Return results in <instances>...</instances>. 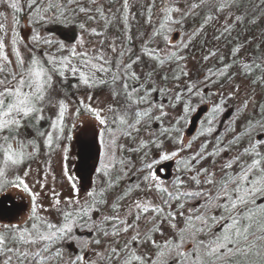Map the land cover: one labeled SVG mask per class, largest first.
Segmentation results:
<instances>
[{"label": "snow or ice", "instance_id": "6c2138e0", "mask_svg": "<svg viewBox=\"0 0 264 264\" xmlns=\"http://www.w3.org/2000/svg\"><path fill=\"white\" fill-rule=\"evenodd\" d=\"M242 3L144 0L147 28L134 37L130 0H0L25 13L32 31L24 38L14 16L6 39L0 23V192L29 200L23 225L0 227V264H264V204L256 201L264 193V139L249 131L264 129V104L252 94L264 89V50L247 52L245 41L229 49L227 60L217 46L196 62L215 58L220 67L195 79L189 69L196 60L190 50L208 27L218 25L213 40L231 43L246 21ZM242 81L250 93L237 106V120L250 104L259 119L248 117L243 133L232 121L218 135L219 116L239 97ZM97 91H106L105 99ZM153 93L162 99H150ZM205 105L197 135L186 139L185 126ZM74 139L99 145L96 186L83 197L68 163ZM166 161L176 166L170 182L158 175ZM78 229L90 238L78 237ZM66 245H75L74 255Z\"/></svg>", "mask_w": 264, "mask_h": 264}, {"label": "rangeland", "instance_id": "374dc122", "mask_svg": "<svg viewBox=\"0 0 264 264\" xmlns=\"http://www.w3.org/2000/svg\"><path fill=\"white\" fill-rule=\"evenodd\" d=\"M130 2L134 5L133 12H135L137 14V18L140 15L141 18H143L145 20L146 13H145V15H141V12H143L144 10L140 8V4L144 3V0H130ZM118 4L119 3L114 4L113 8L115 9V7ZM0 13L3 14V15H0V23H4L7 30H8V37L6 39H10L11 38V30L15 26L14 19H13V17L15 16V13L12 9L8 8L4 4H0ZM18 17H19V15H18ZM18 17H16V18L18 19ZM134 22L135 21H132V24ZM220 22L222 23L223 21L221 20ZM217 26L218 25L210 26L209 29L207 30V32L209 34L211 33L213 35L214 28ZM16 30L24 38L30 40L31 29H30V27H28L27 21H25L24 24H22L20 22L19 26L16 27ZM113 31H115V30H113ZM178 35L179 34H175V33L172 35L173 42H176V40L178 39ZM255 37L259 38L258 33H256V35H253L252 38H255ZM153 46H155V45H153ZM216 46H217V44H215L213 49H216ZM159 47H161V48L164 47V44L162 41H159ZM218 47H221V46L218 45ZM248 47L246 48L245 51L250 50V48H248ZM194 55L196 57V60L190 59V61H189V69L191 70V74H194L195 71L197 70V67H198V63L196 62L198 60V56L196 54H194ZM209 61H211V60H209ZM137 70L139 71V69H137ZM208 91L212 92V90H210V89H208ZM213 91L216 92L217 88L214 87ZM246 93H250V88H249L247 81H242L241 82V92H240L239 97L236 100H229V102H231L232 105H233V103H235V105H236L235 107L237 108L240 100H242L244 98ZM252 94L255 96L257 103L264 97L263 91L259 88L256 89L255 93H252ZM106 95H107L106 91H97L95 93V96L101 100L105 99ZM156 98L158 99V101H160L162 99L161 97H159L157 95H156ZM208 107H209L208 105L201 106V109L192 115V117H191L192 123L185 126V134H186L185 138L186 139H188L189 137H191L193 135H197L198 130L201 127V122H198V121L203 116V114L207 111ZM254 110L255 109H254L253 105L250 104L247 115L244 117L245 118L248 117L251 113L254 112ZM178 112H179V108H177L176 111L171 112L170 115L175 116L176 114H178ZM226 115H228V114H226ZM194 120H196V124L191 131ZM153 127H155V125H153ZM141 135L147 136V131H142ZM81 139H83V138H81ZM121 142H124L125 144H129V141H127V140H124V141L121 140L120 143ZM199 143H200L199 140L195 142V144H197V145ZM69 146H70L71 157H70V160L68 163L70 164V167L73 170V174H76L78 176V178L80 179V183L82 185L81 196L83 197L85 190L90 189L93 186H96L94 184V182L96 181V174L93 171V168L99 166V160H100V154L98 151L99 145L96 144V145L88 146V145H85L84 143H82L81 140L74 139L73 141L69 142ZM59 159H60L59 156H55V157H53V161H52L53 168L55 169L57 175H59V172H60ZM41 160H43V157H41ZM135 163H136V166L139 167L140 163H141L140 159H136ZM32 167H33V169H36L37 164H33ZM159 167H160L161 171L158 172V175L165 182H170L175 177L176 166H175L174 161L163 162ZM218 168H219V165H217V170H218ZM33 175H35V172L33 173ZM57 189L62 191L64 193V195L68 194V188L66 185L64 186L63 189H61L60 186L57 185ZM20 195H22V194H18L14 190L4 191L0 194V227H2L3 223H10V224L11 223H19L21 225L24 224L25 220L27 219V210H28L29 200H28L27 196H25L24 199L21 200ZM44 207H48V202L46 200L44 201ZM8 209L13 211L11 213L12 215L7 213ZM4 213L8 214L9 217H5V215H3ZM41 215L47 216L48 213L42 212ZM49 218L52 219L53 221H55V219H56V217L54 215H51ZM87 236H88V234H87ZM65 247H66V251L69 252V254L74 255V253H75L74 249H76L75 245H70V246L66 245Z\"/></svg>", "mask_w": 264, "mask_h": 264}, {"label": "trees", "instance_id": "16d2710c", "mask_svg": "<svg viewBox=\"0 0 264 264\" xmlns=\"http://www.w3.org/2000/svg\"><path fill=\"white\" fill-rule=\"evenodd\" d=\"M258 3H259V0H243L242 7H241L240 11L244 12L245 17H246V21L243 25H239L235 29V31L232 33L231 43H228L225 39H222L221 41H219L217 43V41L212 39L213 35L211 33L209 34L207 32V30L209 29V27H208L206 29V35L196 43V45L193 49L190 50L189 55L196 54L198 56V60H199V57L202 54V50L203 51H206L207 49L215 50L213 48H214L215 44H217V46L218 45L221 46V47H219L221 50V53L226 55L227 60H230L231 57L227 55L229 49L231 47H233L235 44L244 43L245 41L249 42L248 48H250V50L249 51L247 50V52H255V50H256L255 46L256 45H259L260 49L264 50V6L257 8L256 5ZM118 6H119V4L115 8H117ZM18 15H19V17H18ZM15 17H18V19H20V22L22 24H24V22L27 21L28 27H30V29H31V26L28 23V20H27L25 13H20V14L15 13ZM253 17L257 18V23L256 24L248 23L247 20H250ZM144 21L145 20L143 18H141V16L139 15V17L132 24V35L134 37L137 36V34L143 33L146 30L147 25L145 24ZM191 26L192 25L190 22L189 27H191ZM52 27L57 29V35H62V33L64 32V29L60 28L59 26H52ZM256 33H258L259 38L258 37L252 38L253 35H256ZM175 34H177V33H175ZM31 35H32V31L30 32V38H31ZM204 39H206L208 41L207 44H203ZM134 44H135L136 49H139V47H140L139 41H134ZM202 45H203V48H202ZM210 60L211 61H208L207 63L206 62L198 63L197 70L195 71L194 74H192V76H193L192 78H194V79L197 78L198 76H200V73L203 70H205L209 67H212L213 70H215V68L221 66L215 58H212ZM209 89L212 90V92H214L213 91L214 87H210ZM261 90L263 91V95H264V89H261ZM153 97L157 100V102H159L158 99L156 98L155 93L152 94V97H150V99ZM258 104H264V97L258 102ZM235 106H236L235 103H233V105H232L231 102H229V101L227 102V104L225 105V111L222 114H220V116H219V122H218L216 134L224 136L225 135V129L228 128V125L232 121H237L235 124H233V127H235L237 129V132L243 133V131L245 130V127H246V121H247L248 117H251L254 121L259 119V117L256 115V113L258 112V108H256L254 110V112L251 113L248 117H246V118L241 117L239 120H237L238 114L236 111L237 108ZM206 113H207V111L203 114V116L199 119L198 122H201L202 120H204ZM226 114H228V115H226ZM249 131H251V136L253 139H264V129L259 128V127H254L253 129H249ZM216 134H214V135H216ZM228 138L229 139L231 138L230 134L228 135ZM122 140L124 141V139H122ZM121 143L125 144L124 142H121ZM130 143L131 142L129 141V144ZM125 145L127 146L128 144H125ZM234 154H235V152L230 153L228 155H234ZM125 155H131V154L125 153ZM226 158H227V156H226ZM132 159L135 162V160L139 159V157L133 155ZM1 193L2 192H0V194ZM256 201L258 204H264V193L258 194L256 196ZM190 203H194V202H190ZM200 203H203V201H200ZM216 214L219 215L218 212ZM76 234L78 237H81L83 239H89L90 238L89 233L86 231V229H78ZM87 234H88V236H87ZM68 246H70V245H68ZM74 250H75L74 252H76V249H74ZM251 259L257 260L259 262L260 258L259 257H252Z\"/></svg>", "mask_w": 264, "mask_h": 264}, {"label": "flooded vegetation", "instance_id": "af4514ba", "mask_svg": "<svg viewBox=\"0 0 264 264\" xmlns=\"http://www.w3.org/2000/svg\"><path fill=\"white\" fill-rule=\"evenodd\" d=\"M10 211H11V210L8 209L7 213H9L10 215H12L11 213H12L13 211H11V212H10ZM5 212H6V211H5ZM3 215H5V217H9L8 214H6V213H4Z\"/></svg>", "mask_w": 264, "mask_h": 264}, {"label": "water", "instance_id": "95a60500", "mask_svg": "<svg viewBox=\"0 0 264 264\" xmlns=\"http://www.w3.org/2000/svg\"><path fill=\"white\" fill-rule=\"evenodd\" d=\"M195 124H196V120H194V122H193V126H192V128H191V131H192V129L194 128Z\"/></svg>", "mask_w": 264, "mask_h": 264}]
</instances>
